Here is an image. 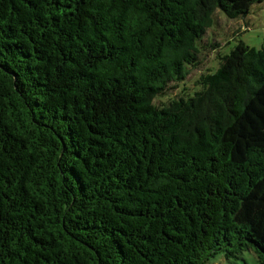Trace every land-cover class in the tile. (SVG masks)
<instances>
[{"label": "trees", "instance_id": "16d2710c", "mask_svg": "<svg viewBox=\"0 0 264 264\" xmlns=\"http://www.w3.org/2000/svg\"><path fill=\"white\" fill-rule=\"evenodd\" d=\"M263 1L0 0V264H264Z\"/></svg>", "mask_w": 264, "mask_h": 264}, {"label": "rangeland", "instance_id": "374dc122", "mask_svg": "<svg viewBox=\"0 0 264 264\" xmlns=\"http://www.w3.org/2000/svg\"><path fill=\"white\" fill-rule=\"evenodd\" d=\"M242 40L246 45L256 49L264 46V1L261 4H255L250 9V14L245 19L226 18L223 14L215 12L213 14V22L211 28L208 29L206 36L201 43V64L197 69L190 71V74L183 83L171 85L168 94L165 97L157 98L154 103L161 105L166 103L173 97H178L192 88L196 78L205 73L213 64L217 52L224 55L231 48ZM218 43V49L212 50L208 44ZM218 60V59H217ZM216 60V67L218 61ZM214 70L210 72H214ZM195 90L185 93L183 96L187 98L192 96ZM205 264H256V257L253 252L245 251L237 258L227 259L224 254L218 253L211 257Z\"/></svg>", "mask_w": 264, "mask_h": 264}]
</instances>
